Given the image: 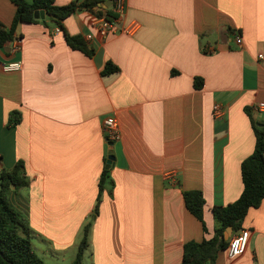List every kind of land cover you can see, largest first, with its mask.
<instances>
[{"label":"crops","instance_id":"1","mask_svg":"<svg viewBox=\"0 0 264 264\" xmlns=\"http://www.w3.org/2000/svg\"><path fill=\"white\" fill-rule=\"evenodd\" d=\"M103 1L112 11L114 0ZM124 1L118 32L90 42L92 57L66 41L93 32L87 11L61 26L48 16L18 23L19 50L13 40L0 46L2 170L24 163L28 186L13 188L10 201L46 264H72L87 225L83 264H181L186 243L215 236L213 208L240 198L242 163L256 145L252 121L264 124L253 112L264 101V0ZM16 13L0 0L7 32ZM134 24L133 34L123 32ZM14 62L21 71H3ZM109 62L119 71L104 76ZM107 117L122 132L112 145ZM111 149L115 163L106 169ZM185 191L203 193L206 231L186 209ZM243 230L247 251H221L215 264H264V203Z\"/></svg>","mask_w":264,"mask_h":264},{"label":"trees","instance_id":"2","mask_svg":"<svg viewBox=\"0 0 264 264\" xmlns=\"http://www.w3.org/2000/svg\"><path fill=\"white\" fill-rule=\"evenodd\" d=\"M16 7L17 13L14 25L10 32L0 22V46L5 47L14 39L15 28L18 23L34 24L35 12L44 10L48 17L57 25L77 12L87 11L94 15L104 16L109 20L117 19L116 13L105 10L103 0H75L65 6H57L56 0H10ZM68 45L76 51H80L89 57L94 51L81 36L66 37ZM119 68L113 63L106 64L102 74L116 73ZM195 86L201 89L204 81L195 79ZM19 119H15L18 123ZM256 136V145L253 154L242 163V179L244 184L240 198L228 206H215L213 216L218 226L215 236L202 242L191 241L185 244L181 264H215L219 253L227 249L229 239H225L228 228L233 229V234L243 230L246 216L251 209H257L264 203V124L252 121ZM108 170H104L99 185V197L96 205V213L101 202V194L105 187ZM28 186L25 178L24 163H18L12 171H4L0 174V264H46L34 250L32 232L23 215L12 205L10 193L14 188L18 191ZM184 202L186 209L194 215L202 224L204 223V207L206 201L201 191H185ZM90 225L84 229L83 239L79 246L76 259L72 264H83L84 255L89 245Z\"/></svg>","mask_w":264,"mask_h":264},{"label":"built area","instance_id":"3","mask_svg":"<svg viewBox=\"0 0 264 264\" xmlns=\"http://www.w3.org/2000/svg\"><path fill=\"white\" fill-rule=\"evenodd\" d=\"M113 11L117 15V19L109 20L104 16L98 17L94 16L92 30L93 32L87 34L84 39L86 43L89 45L95 38L106 39L108 36L115 34L118 32V22L123 20L125 17V1L124 0H114L112 3ZM136 24L131 25L128 28H125L123 32L127 34H133L136 31ZM62 32L61 27H56L54 29V34L58 35ZM14 47L13 51L19 50L18 39H13ZM242 38L237 36L236 43L237 45H242ZM263 59V56L260 57ZM22 63L14 62L9 63L3 66V71L6 73H13L21 71ZM215 115L219 118L222 115V108L218 105L215 106ZM253 112L259 115H264V101L258 102L253 107ZM104 132L107 135V139L109 143H116L122 139L121 127L118 120L115 117H107L103 122ZM2 173V165L0 159V174ZM250 234L248 231L242 230L239 233L233 234L229 239V245L226 249L227 254L230 258H234L236 256L244 254L249 245Z\"/></svg>","mask_w":264,"mask_h":264},{"label":"water","instance_id":"4","mask_svg":"<svg viewBox=\"0 0 264 264\" xmlns=\"http://www.w3.org/2000/svg\"><path fill=\"white\" fill-rule=\"evenodd\" d=\"M109 5H111L112 3L109 2ZM48 16V14L44 11V10H39L35 12V19L36 20H45V18ZM111 145L113 143H110ZM115 163V157L113 155V149H111L109 156H108V160H107V166L106 169H110L112 166H114ZM233 229L232 228H228L225 232V239H230L231 236L233 235Z\"/></svg>","mask_w":264,"mask_h":264},{"label":"rangeland","instance_id":"5","mask_svg":"<svg viewBox=\"0 0 264 264\" xmlns=\"http://www.w3.org/2000/svg\"><path fill=\"white\" fill-rule=\"evenodd\" d=\"M60 263L63 264L62 260H60L59 264H60ZM47 264H55V263H52V262H49V261H48Z\"/></svg>","mask_w":264,"mask_h":264}]
</instances>
